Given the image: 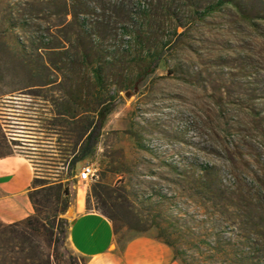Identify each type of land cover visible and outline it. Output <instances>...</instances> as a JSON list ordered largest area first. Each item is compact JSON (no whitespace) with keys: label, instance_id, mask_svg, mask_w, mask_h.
Wrapping results in <instances>:
<instances>
[{"label":"rangeland","instance_id":"1","mask_svg":"<svg viewBox=\"0 0 264 264\" xmlns=\"http://www.w3.org/2000/svg\"><path fill=\"white\" fill-rule=\"evenodd\" d=\"M19 1L21 15L11 11ZM255 1L247 18L227 4L200 17L214 0L197 4L198 15L188 3H170L171 12L186 18V33L180 37L174 34L163 0L140 2L143 11L148 8L146 19L127 16L119 5L109 3L108 10L92 17L101 20L97 32L104 50L116 51L105 69L108 87L111 92L123 90L95 152L73 174L70 200L79 195L86 207L88 201L92 209L111 210L121 242L142 233L162 235L174 244L182 264H219L209 245H217L218 238L201 235L213 223H223L218 220L222 217L210 219L213 211L199 205L202 199L191 190L199 167L191 164H215L223 184L238 190L252 186L256 174L264 182V0ZM24 2L0 0V93L30 81L21 60H30L32 53L22 45L29 46L31 34L59 21L54 12L61 10L60 4L40 6V18L35 19ZM127 4L133 10L138 7L137 1ZM134 27L142 40L127 47ZM164 38L172 42L161 48ZM156 53L163 55L157 69L140 79ZM62 70L63 82L81 76L72 65ZM126 88L135 92L127 97ZM47 94L51 92L43 89L0 95L1 151L24 155L42 175L66 171L61 164L50 165L61 160L59 148L65 139L52 133L64 128L51 124L56 106ZM86 164L97 169L96 181L76 177ZM175 164L187 170L176 171ZM94 186L99 192L112 191V197L103 193L99 201ZM224 236L233 244L239 240L233 233Z\"/></svg>","mask_w":264,"mask_h":264},{"label":"trees","instance_id":"2","mask_svg":"<svg viewBox=\"0 0 264 264\" xmlns=\"http://www.w3.org/2000/svg\"><path fill=\"white\" fill-rule=\"evenodd\" d=\"M131 1H137L138 7L135 10L127 4V0H26L24 2L29 6L30 14L35 19L40 18L36 13L39 12L40 6L51 9L60 4L61 10L54 12L55 16H59V21L49 22L50 25L44 30H38L41 31L40 33L35 31L38 34L29 36V46L22 45L24 50L30 49L32 53L30 60H21V65L30 81L22 87L7 90L0 95L19 90L37 92L44 89L51 92V95H46L56 106L54 113L56 116L51 119L54 121L51 124L64 128L60 130L61 132L52 133H58L60 139L63 136L65 140L61 142L65 145L59 148L61 160L54 161L55 164L50 165L61 164L60 166L66 168V171L48 172L42 175L36 170L28 192L33 213L12 223L0 219V264H87L86 258L75 252L68 241L69 220L66 212L71 203V179L79 163L95 152L105 122L121 100L119 91L123 90L119 87L117 92H111V88L108 87L105 69L107 64H111L116 58V51L104 50L101 44L102 35L97 32L101 20L92 17L98 11L108 10L106 6L109 3L119 5L127 16L146 19L145 12L148 8L143 11L145 7L140 3L143 0ZM163 1L165 2L163 8L169 15L170 21L175 24L174 34L177 37L183 36L186 33V22H184L186 18L179 17L175 11L171 12L169 4L176 1L188 3L198 15L197 4L202 0ZM254 1L214 0L213 3L202 8L199 16L205 17L227 4L240 16L251 17L250 12L254 8L250 9V7L256 3ZM21 4V1L15 2L11 11L17 10L21 15L23 10ZM179 27L183 28L180 33L177 31ZM134 29L129 35V40L126 41L127 47L142 40L139 28L134 27ZM171 39H161L160 47L171 44ZM162 58V54L156 53L140 79L153 73ZM69 65L78 67L81 76L68 78L63 82L60 80L62 69ZM132 89L126 88L125 91L134 93L135 90ZM71 100L76 103L75 107L72 106ZM53 129L55 128H50ZM231 146L234 144L232 143ZM10 154L12 152H2L0 149V156ZM195 166L199 167V171L191 182V190L194 191V195L202 199L199 205L204 210L213 211L210 212V219L216 215L222 217L218 220L223 223H213L209 228H205L204 234L201 235V238L211 236L218 238L217 245L215 243L209 245L212 251L218 254L219 264H264V182L256 174L251 182L252 186L238 190L223 184L215 164H191L192 168ZM173 167L180 172L187 170L176 164ZM93 190L99 201L103 193L112 197L110 190L99 192L97 186H94ZM87 209L106 216L117 233L118 221L111 210L103 207L92 209L88 201ZM134 229L145 232L148 228ZM226 233L235 234L239 240L233 244L230 240L222 239L231 238L224 236ZM156 238L175 249L174 244L164 236L160 235ZM174 252L177 254L175 250ZM184 262L189 264L185 260Z\"/></svg>","mask_w":264,"mask_h":264},{"label":"crops","instance_id":"3","mask_svg":"<svg viewBox=\"0 0 264 264\" xmlns=\"http://www.w3.org/2000/svg\"><path fill=\"white\" fill-rule=\"evenodd\" d=\"M35 176L30 159L19 153L0 156V219L12 223L26 218L34 209L28 192ZM68 241L87 264H182L168 244L149 234L120 241L112 222L88 210L83 198L70 203Z\"/></svg>","mask_w":264,"mask_h":264},{"label":"built area","instance_id":"4","mask_svg":"<svg viewBox=\"0 0 264 264\" xmlns=\"http://www.w3.org/2000/svg\"><path fill=\"white\" fill-rule=\"evenodd\" d=\"M76 177L79 179V181L85 183L96 181L98 178L97 169L93 164L83 165L82 168L77 172Z\"/></svg>","mask_w":264,"mask_h":264},{"label":"water","instance_id":"5","mask_svg":"<svg viewBox=\"0 0 264 264\" xmlns=\"http://www.w3.org/2000/svg\"><path fill=\"white\" fill-rule=\"evenodd\" d=\"M132 91H127V92H125V95L127 96V97H130L131 95H132Z\"/></svg>","mask_w":264,"mask_h":264}]
</instances>
